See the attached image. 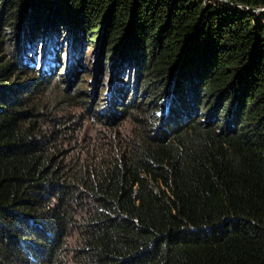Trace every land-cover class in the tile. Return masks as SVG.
Masks as SVG:
<instances>
[{
    "label": "trees",
    "instance_id": "obj_1",
    "mask_svg": "<svg viewBox=\"0 0 264 264\" xmlns=\"http://www.w3.org/2000/svg\"><path fill=\"white\" fill-rule=\"evenodd\" d=\"M260 7L0 0V264H66L73 229L74 264H264V12L247 10ZM66 37L70 60L85 40L126 77L88 156L69 110L105 109L55 75Z\"/></svg>",
    "mask_w": 264,
    "mask_h": 264
},
{
    "label": "rangeland",
    "instance_id": "obj_2",
    "mask_svg": "<svg viewBox=\"0 0 264 264\" xmlns=\"http://www.w3.org/2000/svg\"><path fill=\"white\" fill-rule=\"evenodd\" d=\"M64 34V33H63ZM65 36V34L63 35ZM69 37V36H68ZM79 38V36H78ZM61 42V40H60ZM45 43V42H44ZM62 44V42H61ZM81 50L80 53L82 54L81 58H73V61L70 60V57L68 56V47H69V42L68 38L66 37L62 46L64 48L61 49V52L59 53V59L61 65L58 66L55 69V75L57 74H62L60 76L62 80V85L65 87L72 86L70 83L73 81L72 79L74 78V82L80 80V88L84 89L86 91V97L88 99L84 100L85 105L87 107L90 106V110L93 111L95 106H100L102 105V109H105L103 112V116H99L96 111H93L92 118H89L88 116L85 115V111L81 110L80 108H70V112L73 115H80L81 120L79 121L77 127L79 128L78 132L75 133L77 144L75 145V150H83V154L86 153L88 156L89 154H94L92 150L88 151L87 146H82L83 142L88 139L92 141L95 136L97 135L98 132L100 131H105L104 126L100 125L99 121L101 120H110V122H115L109 118L110 115V110L106 108L107 106V95L109 94L110 89H112L113 85H111L112 82L113 84L117 83L116 86L120 85L123 83V81L126 80V77L124 74H120L118 76V72L115 71V68H111V63L109 60L105 59L103 60V56L101 60H98V55L94 52L96 51L97 46H95L94 43H89L87 41H82L81 43ZM61 46V47H62ZM95 46V47H94ZM40 45H37V57L36 60L37 62L40 61V64L44 69L47 71L49 70L50 66L52 65V59L50 57L45 58V56L42 54ZM99 53V50H98ZM105 56V55H104ZM79 60V61H78ZM78 61V62H76ZM96 62H100V66H97ZM39 69V65L36 66ZM84 67L85 72L82 73L80 76H77L76 72L81 70ZM96 67V70H95ZM37 73V72H36ZM94 73H96V83L93 85V78H94ZM92 91V93H91ZM92 94L93 100L90 101V95ZM122 106L118 105L117 108H113L115 111L116 109H121ZM118 111V110H117ZM120 111V110H119ZM125 116H121V119H119L116 122L120 123L119 126L117 127V131L120 135L126 134L129 129L132 126L131 120L129 118H123ZM123 119V120H122ZM67 147V146H66ZM64 147V148H66ZM87 151V152H86ZM97 155V154H96ZM77 230H72L70 232V237L67 239V245L70 247L72 250H69V253L67 255V260L66 264H74V256H73V246L77 244Z\"/></svg>",
    "mask_w": 264,
    "mask_h": 264
},
{
    "label": "water",
    "instance_id": "obj_3",
    "mask_svg": "<svg viewBox=\"0 0 264 264\" xmlns=\"http://www.w3.org/2000/svg\"><path fill=\"white\" fill-rule=\"evenodd\" d=\"M223 1H225V0H223ZM237 7H238V5H237ZM247 10L250 12L260 13V12H264V7L254 8V9L248 8Z\"/></svg>",
    "mask_w": 264,
    "mask_h": 264
}]
</instances>
